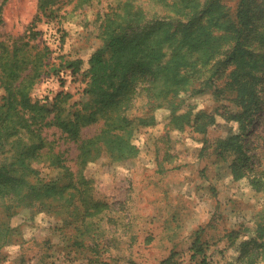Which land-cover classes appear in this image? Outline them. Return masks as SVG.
<instances>
[{"label":"rangeland","instance_id":"1","mask_svg":"<svg viewBox=\"0 0 264 264\" xmlns=\"http://www.w3.org/2000/svg\"><path fill=\"white\" fill-rule=\"evenodd\" d=\"M46 1L0 0V112L30 119L24 97L88 101L89 60L119 36L142 58L124 106L137 125L153 122L129 154L103 147L84 163L82 142L107 119L76 141L44 112L33 167L62 180L51 211L35 200L10 219L0 264H264V0ZM75 60L78 72L66 66ZM140 60L160 70L162 96ZM70 181L69 202L54 200Z\"/></svg>","mask_w":264,"mask_h":264},{"label":"trees","instance_id":"2","mask_svg":"<svg viewBox=\"0 0 264 264\" xmlns=\"http://www.w3.org/2000/svg\"><path fill=\"white\" fill-rule=\"evenodd\" d=\"M46 2L42 0V8L46 6ZM186 40L187 37L183 39L181 45ZM133 45L135 44L128 37L112 36L105 48L99 49L92 55L86 71V75L90 77L86 89L87 94L91 95L88 101L71 105L68 94L58 95L52 108H47L45 105L40 106L39 103L29 105L30 100L24 97L21 101L23 108L35 109V114L30 119L26 117L27 111H24V114L15 113L13 110L0 112V249L13 241L14 228L10 225V219L17 211L30 206L35 200L40 201L39 206L42 211H51L52 193L56 191L62 180L60 173L48 181L47 177L41 175L40 170L33 167V160L45 147L43 138L34 128L35 124L41 122L40 119L46 118L44 112L49 114L54 112L51 124L59 127L68 137L76 141L80 140L84 127L97 123L102 118L107 119L106 127L101 134L82 142L84 163L96 158L103 147L108 148L109 151L119 150L122 154H129L134 149L131 142L134 131L138 126L153 122L145 119L137 125V118L131 117L130 108L127 107L129 105L124 106L127 102L124 95L129 88L130 71L135 60L142 59L131 53ZM142 47L148 49L149 45L145 42ZM139 51L138 48L137 52ZM146 55L150 57V54L146 53ZM81 63L82 60L67 61L66 66L78 72ZM138 64L141 70L140 76L149 83L148 91H156L160 88L158 96L166 93L167 87H163L165 84L157 85L160 70L153 67L149 61L140 60ZM15 100H17L16 95ZM11 108L16 110L13 106H10ZM245 117L249 116L245 115ZM53 164L57 166V161L55 160ZM71 187H73L71 181L62 185L60 197H55L54 200L68 203L70 198L66 192ZM76 194L75 191L71 193L73 197ZM100 207L98 202L93 205L95 210H99ZM86 218L84 216L82 219L86 221Z\"/></svg>","mask_w":264,"mask_h":264}]
</instances>
